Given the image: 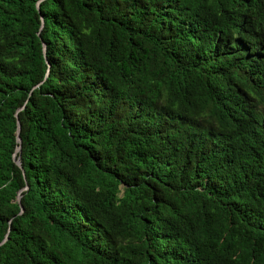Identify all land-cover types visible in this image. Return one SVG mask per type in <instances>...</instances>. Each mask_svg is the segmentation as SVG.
I'll list each match as a JSON object with an SVG mask.
<instances>
[{"label": "trees", "instance_id": "16d2710c", "mask_svg": "<svg viewBox=\"0 0 264 264\" xmlns=\"http://www.w3.org/2000/svg\"><path fill=\"white\" fill-rule=\"evenodd\" d=\"M40 1L0 0V264H264V0Z\"/></svg>", "mask_w": 264, "mask_h": 264}, {"label": "water", "instance_id": "95a60500", "mask_svg": "<svg viewBox=\"0 0 264 264\" xmlns=\"http://www.w3.org/2000/svg\"><path fill=\"white\" fill-rule=\"evenodd\" d=\"M45 1V0H41L39 3H38V8L40 9V5L41 3ZM47 49L45 48V51ZM49 66H50V63L48 62ZM21 131H22V125H21V122H20V119L18 117V132H17V139H18V143H19V147H18V150H17V153H20L22 151V139H21ZM15 163L17 164V166L22 169V171L24 172V169H23V166H22V163L20 160L17 159V155H15ZM29 189V187L25 188L24 191H27ZM19 203L21 204V208H22V213L24 212V207L22 205V192L20 193L19 195ZM8 238L5 240L7 241Z\"/></svg>", "mask_w": 264, "mask_h": 264}]
</instances>
